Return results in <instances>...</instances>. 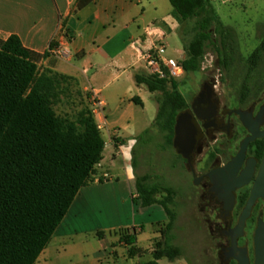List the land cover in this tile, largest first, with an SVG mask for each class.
I'll use <instances>...</instances> for the list:
<instances>
[{"label":"trees","instance_id":"obj_1","mask_svg":"<svg viewBox=\"0 0 264 264\" xmlns=\"http://www.w3.org/2000/svg\"><path fill=\"white\" fill-rule=\"evenodd\" d=\"M169 2L178 24L195 20L194 38L184 46L186 59L180 62L185 73L201 71L209 46L215 47L220 65L227 68L237 44L234 32L224 27L210 0ZM263 55L264 41L249 59L253 68ZM48 56L25 48L17 36L0 39V264L37 263L103 160L106 145L92 110L83 109L75 120L56 114L54 106L78 82L50 69L41 71L39 64ZM135 80L150 93L163 94L156 121L164 120L162 128L172 143L177 118L188 108L185 97L175 82L170 85L147 74H138ZM149 180V176L137 178L133 203L143 208L161 205L169 223L161 230L163 239L151 254L153 260L142 264L175 261L182 257L172 243L176 194L171 187L148 184ZM162 192L166 197L158 200ZM120 237L129 247L130 259L147 254L137 246L136 231L126 230Z\"/></svg>","mask_w":264,"mask_h":264},{"label":"crops","instance_id":"obj_2","mask_svg":"<svg viewBox=\"0 0 264 264\" xmlns=\"http://www.w3.org/2000/svg\"><path fill=\"white\" fill-rule=\"evenodd\" d=\"M165 6V0H0V39L17 36L25 48L49 54L41 62L46 69L76 79L90 95L106 145L92 183L80 190L36 264H104L112 255L110 248H127L120 235L108 240L106 233L124 225L103 226L99 208L126 204L127 195L137 197L132 150L139 135L155 123L158 104L154 101L150 129H139L137 108L145 111L154 94L136 83L135 76L144 71L132 44L151 48L158 41L148 35L152 28H157L154 34L163 32L165 41L179 33L172 10ZM52 47L60 50L59 57ZM113 255L116 260L110 264L127 261L128 253Z\"/></svg>","mask_w":264,"mask_h":264},{"label":"rangeland","instance_id":"obj_3","mask_svg":"<svg viewBox=\"0 0 264 264\" xmlns=\"http://www.w3.org/2000/svg\"><path fill=\"white\" fill-rule=\"evenodd\" d=\"M210 2L224 27L234 32L237 46L234 53L229 55L227 68L220 65L215 47L209 46L200 72L185 74L177 81H169L170 85L172 82L176 83L178 91L189 105L195 100L201 85L207 80L220 81L222 85L220 93L223 99L237 100L246 95L253 83L262 80L264 76V55L256 68H253L249 62L253 53L264 41V0H210ZM165 4L172 10L169 0H165ZM178 26L179 33L169 36L165 41L164 56L181 62L186 59L184 46L194 38L195 20ZM214 38L219 39L216 35ZM183 56L184 59L181 60ZM39 66L41 71L46 69L41 63ZM110 84L115 85L116 82ZM170 85L169 90L172 89ZM161 99L163 94L157 92L152 99L147 98L149 106L145 111L140 107L137 108L139 129L144 126L150 129L151 120L156 115L154 101L158 104L159 112L158 101ZM86 108L92 110L94 114L93 102L76 84L72 86L69 94L64 95L54 106L58 116L70 120H75L79 112ZM163 122L164 120L157 123L155 120L152 128L146 131L148 132L146 135L145 132L139 135L132 150L136 177L149 176L148 184L171 187L176 194L174 210L177 216L172 232V243L181 251L182 257L175 261L163 259L161 264H221L217 239L205 221L208 212L205 210L206 201L202 198V191L193 184L192 176L185 171L183 160L174 148V139L169 143L170 135L162 128ZM120 197L123 198L122 195ZM165 197L164 192L157 195L158 200H163ZM126 199V204L120 201L109 208H99L102 213L100 222L103 226L124 225L116 232L106 233L108 240L111 241L116 239V235L128 229L133 233L135 229L143 228L142 232L139 231L137 246L146 250L147 254L143 258L137 257L131 260L127 257L129 247H112L109 250L112 253L110 260H104V264L114 263L116 259L113 253L118 254V257H122L123 254L127 257V261H122L123 264L152 261L151 254L156 244L163 239L161 230L169 223V217L161 205L141 209L138 204L133 205L131 196L127 195Z\"/></svg>","mask_w":264,"mask_h":264},{"label":"flooded vegetation","instance_id":"obj_4","mask_svg":"<svg viewBox=\"0 0 264 264\" xmlns=\"http://www.w3.org/2000/svg\"><path fill=\"white\" fill-rule=\"evenodd\" d=\"M261 79L237 100L223 99L220 81L207 80L182 112L191 114L193 124L187 120L181 141L189 159L179 156L206 201L205 221L217 239L221 264H238L240 253L254 264L256 233L264 228V76Z\"/></svg>","mask_w":264,"mask_h":264},{"label":"built area","instance_id":"obj_5","mask_svg":"<svg viewBox=\"0 0 264 264\" xmlns=\"http://www.w3.org/2000/svg\"><path fill=\"white\" fill-rule=\"evenodd\" d=\"M157 28L149 31L150 36H156L158 41L149 49L143 48L137 42L132 47L138 52V63L147 75L155 77L158 80L177 81L186 73L179 61L164 56L166 50L165 34L160 32L154 34ZM51 53L59 57L61 52L59 49H53ZM99 129H101L99 127Z\"/></svg>","mask_w":264,"mask_h":264},{"label":"water","instance_id":"obj_6","mask_svg":"<svg viewBox=\"0 0 264 264\" xmlns=\"http://www.w3.org/2000/svg\"><path fill=\"white\" fill-rule=\"evenodd\" d=\"M191 114L188 112L182 113L178 116L176 125H175V139H174V148L180 155H183L185 158L189 159L187 152L181 146V141L185 139V134L187 129L185 128V124L187 120L190 119L191 121ZM191 147L194 146V143H191ZM244 149V147H243ZM243 222V221H242ZM234 247L236 248V243H234ZM238 264H251L250 260L246 257L245 254L240 253V257L236 258ZM254 264H264V228L260 227L257 230L256 237H255V258Z\"/></svg>","mask_w":264,"mask_h":264}]
</instances>
